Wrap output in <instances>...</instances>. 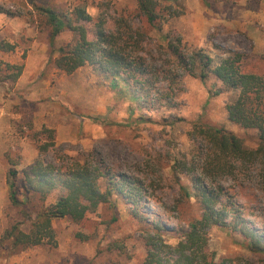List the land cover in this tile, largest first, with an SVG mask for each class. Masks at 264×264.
I'll list each match as a JSON object with an SVG mask.
<instances>
[{"label":"rangeland","instance_id":"1","mask_svg":"<svg viewBox=\"0 0 264 264\" xmlns=\"http://www.w3.org/2000/svg\"><path fill=\"white\" fill-rule=\"evenodd\" d=\"M183 1L184 14L156 31L138 16L135 0H0V10L12 13L0 12V40L15 45L12 52H0V264H142L143 232L152 227L148 224L159 222L166 230L165 243L175 245L186 221L199 215L195 200L180 193V185L191 193L190 182L180 176L178 184L171 171L176 161H191L193 146L201 143L193 141L194 124H215L242 139L245 147H256V132L229 122L226 104L232 94L222 91L213 75L202 82L179 72L171 84L172 96L158 107L133 99L123 77H117L113 86L93 63L69 75L59 71L53 63L58 52L49 48L50 27L38 11L50 7L69 14L83 6L94 20L105 17L109 30L113 18L128 21L143 35V55L149 64L160 65L166 58L163 36H179L188 54L206 53L216 62L215 47L237 51L245 55V71L264 76L261 0ZM80 24L94 41V22ZM75 38L72 32H62L54 39V50ZM6 65L23 66L15 82L9 78L15 71ZM43 129L53 131V140ZM51 141L52 146L40 155L38 147ZM39 156L51 163L100 161L112 173L140 181L143 198L135 206L114 192L109 204L88 212L81 222L53 221L52 242L9 255L5 231L21 223L27 232L30 221L10 203L7 173L15 164L22 178ZM220 183L226 192L222 203L229 200L242 208V218L264 238V191L258 168ZM41 204L37 198L26 204L31 219ZM208 235V251L217 263L264 264V257L250 253L237 232L213 226Z\"/></svg>","mask_w":264,"mask_h":264},{"label":"trees","instance_id":"2","mask_svg":"<svg viewBox=\"0 0 264 264\" xmlns=\"http://www.w3.org/2000/svg\"><path fill=\"white\" fill-rule=\"evenodd\" d=\"M135 1L138 16L156 31H160L169 19L185 12L183 0ZM38 11L50 27L49 48L51 53L58 52L53 63L59 71L69 75L93 63L100 73L111 79L113 86L117 77H123L133 99H143L158 107L172 96L171 84L176 82L179 72L197 77L202 82L213 75L221 84L222 91L232 94V99L226 104L229 122L256 132L257 145L249 149L242 139L223 127L212 123L194 124L193 141L196 143L199 139L201 143L193 146L191 161H176L171 171L178 184L180 176L190 182L191 193L184 185H180V193L188 201L191 198L195 200L199 215L186 221L175 245L165 243L166 230L159 222L148 224L152 227L143 232L146 255L142 264H228L217 263L215 254L208 251V232L213 226L237 232L247 241L246 248L250 253L264 257V238L242 218V208L240 210L229 200L228 204L220 200L224 194L226 197L220 185L223 178L236 177L255 168H258L264 191V76L244 70L245 55L215 47L219 56L214 62L206 53H186L179 36L166 35L162 37L166 42L163 47L166 58L160 65L156 62L149 64L143 55V35L128 21L113 18L114 27L109 30L105 17L98 16L94 20L83 6L75 7L69 14H61L50 7H40ZM0 12L12 16L10 12ZM79 22H94V41L88 39L85 27ZM65 31L74 33L76 38L54 50V39ZM14 50V44L0 40V52ZM6 67L15 71L9 75L15 82L23 66ZM162 82L165 87L159 88ZM42 131L48 134L49 140H53L52 130ZM49 146H52V141L40 145V155L46 153ZM14 166L12 164L7 173L9 200L13 206L21 208L30 225L27 232L22 230L21 223L13 224L5 231L9 255L29 246L52 242L55 236L53 221L68 219L81 222L88 212L109 204L114 192L127 197L135 206L143 198L140 181L118 176L100 161L51 163L39 156L23 171L20 179ZM35 198L42 204L31 219L26 204ZM48 199L53 201L45 203ZM134 216L145 223L142 218Z\"/></svg>","mask_w":264,"mask_h":264},{"label":"crops","instance_id":"3","mask_svg":"<svg viewBox=\"0 0 264 264\" xmlns=\"http://www.w3.org/2000/svg\"><path fill=\"white\" fill-rule=\"evenodd\" d=\"M261 4H263V5H264V0H263V1L261 0Z\"/></svg>","mask_w":264,"mask_h":264}]
</instances>
